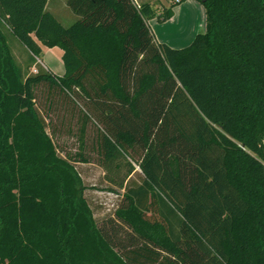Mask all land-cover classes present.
Wrapping results in <instances>:
<instances>
[{
    "label": "trees",
    "instance_id": "1",
    "mask_svg": "<svg viewBox=\"0 0 264 264\" xmlns=\"http://www.w3.org/2000/svg\"><path fill=\"white\" fill-rule=\"evenodd\" d=\"M186 1L156 13L66 0L65 25L49 0H0V264H264V0H196L205 32L182 49L158 43L149 20ZM8 36L28 68L42 47L62 49L65 74H28ZM42 86L47 111L71 103L76 152L54 140ZM80 163L128 167L108 177L124 191L109 189L121 200L108 226Z\"/></svg>",
    "mask_w": 264,
    "mask_h": 264
},
{
    "label": "rangeland",
    "instance_id": "2",
    "mask_svg": "<svg viewBox=\"0 0 264 264\" xmlns=\"http://www.w3.org/2000/svg\"><path fill=\"white\" fill-rule=\"evenodd\" d=\"M158 7V6H157ZM156 7V8H157ZM161 13V11H160ZM152 20H156V22L159 25H164L170 21V19L166 22H159L157 18H153L149 20V25L157 38V33L155 31V28H152L151 22ZM179 30L171 31L169 36H171V39L174 40V35L176 36L175 40L177 39V35L179 34ZM159 34V33H158ZM160 35V34H159ZM191 42H186L184 40H181L178 44V48L176 49H182L186 48L191 45ZM8 43L11 47V49L14 52L15 57L17 58L18 63L24 68L25 71L28 72V74H37L40 69H44L45 65H49L52 67L56 72H61L64 68L63 62L60 58H47L45 60L42 59H34L35 63L32 64L33 66L28 68V65L34 62L30 61L31 53L29 50H27L17 39L13 38L12 36H8ZM46 63V64H45ZM51 72V71H50ZM46 88L45 86H42L39 88L38 91V100L37 103L39 107L43 110L45 115H48V121L50 119L52 120V124L57 130L59 131L60 135L54 139L56 142L58 141L61 146H63L66 150L71 152H76L78 150V144L76 142V138L71 137V135L68 133V130L71 129L72 132L75 134L77 132V122L76 120H71V103L70 102H63V104H59L56 107H53L50 111H47L43 106V102L45 100L44 97H46ZM48 113V114H47ZM63 116H65V121L63 124ZM94 125V124H93ZM88 151L87 154L95 161L98 160V155L95 150H93V143L96 136V126H89L88 128ZM49 133H51L50 130H48ZM123 168L120 169V171H113V173L110 175L107 171L100 168L96 164H77L76 168L78 172L80 173L82 179L84 180L87 190L85 191V196L88 200V203L90 207L93 210L94 218L98 222V225L100 227L108 226L110 220L113 219L114 212L118 205L120 204L121 197L117 193H113L109 191L110 188H114L116 192L123 194V190L117 189L114 186H112L109 183L108 177H116L119 178V180H122L126 172L128 170V167H126V163H123ZM137 174H141V171L136 168V171L133 173L132 180L134 182H137ZM120 231L122 230V233L124 238L128 236V230L125 228L119 227Z\"/></svg>",
    "mask_w": 264,
    "mask_h": 264
},
{
    "label": "crops",
    "instance_id": "3",
    "mask_svg": "<svg viewBox=\"0 0 264 264\" xmlns=\"http://www.w3.org/2000/svg\"><path fill=\"white\" fill-rule=\"evenodd\" d=\"M135 4H150L156 13H160L165 7H169L172 3V0H133ZM158 6V7H157ZM157 7V8H156ZM48 10L53 13L63 24L69 25L75 19L74 14L71 9L67 6L66 0H49ZM152 28H155L157 33V42L161 44H167L169 47L176 49L181 40L186 42L194 41L197 34L205 32L206 30V15L204 7L197 2L196 0H188L174 8L173 17L170 21L164 25H159L156 20L151 22ZM179 30V34L174 35V40L169 36L171 31ZM43 49V60L47 58L54 59L60 58L62 60L63 50L55 48H46ZM47 60V59H46ZM63 62V60H62ZM46 64V63H45ZM64 66V64H63ZM47 71H51L58 76H63L65 74V67L61 72H56L49 65H45Z\"/></svg>",
    "mask_w": 264,
    "mask_h": 264
}]
</instances>
